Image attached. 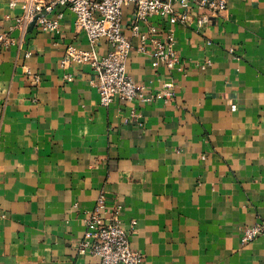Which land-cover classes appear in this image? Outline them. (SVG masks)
Masks as SVG:
<instances>
[{
  "label": "crops",
  "instance_id": "crops-1",
  "mask_svg": "<svg viewBox=\"0 0 264 264\" xmlns=\"http://www.w3.org/2000/svg\"><path fill=\"white\" fill-rule=\"evenodd\" d=\"M12 1L0 0V264H88L78 244L101 195L135 223L144 264H264V233L241 241L264 226V0L141 24L173 32L178 64L131 51L127 73L152 101L109 106L91 66L68 58L92 50L74 14L45 33ZM122 12L130 37L133 6Z\"/></svg>",
  "mask_w": 264,
  "mask_h": 264
},
{
  "label": "built area",
  "instance_id": "built-area-1",
  "mask_svg": "<svg viewBox=\"0 0 264 264\" xmlns=\"http://www.w3.org/2000/svg\"><path fill=\"white\" fill-rule=\"evenodd\" d=\"M16 0L10 2L14 6ZM25 23L35 22L41 32L54 34L59 31L62 9L75 16L74 26L85 33L92 48L89 52H76L68 48V58L91 66L95 74V86L102 106H109L118 98L125 102H149L142 86L127 73V61L131 51L136 50L161 61L173 69L178 64L175 38L172 31H163L148 24L143 32L141 24L156 17L174 26L187 25L191 16L204 11L219 14L226 9L225 0H26ZM133 6L131 35L123 32L122 10ZM207 14L197 18L198 27L208 23ZM164 35L162 39L161 36ZM136 39L137 44H133ZM104 43L108 51L99 57L95 49ZM64 64V62L62 63ZM38 80L37 75H32ZM85 231L78 244V254L89 255L88 264H144L143 255L130 244L131 229H125L119 221V210L107 207L105 198L99 196L93 210L84 221ZM264 233L262 224L242 228V243H249Z\"/></svg>",
  "mask_w": 264,
  "mask_h": 264
},
{
  "label": "water",
  "instance_id": "water-1",
  "mask_svg": "<svg viewBox=\"0 0 264 264\" xmlns=\"http://www.w3.org/2000/svg\"><path fill=\"white\" fill-rule=\"evenodd\" d=\"M35 22H33V24H34Z\"/></svg>",
  "mask_w": 264,
  "mask_h": 264
}]
</instances>
